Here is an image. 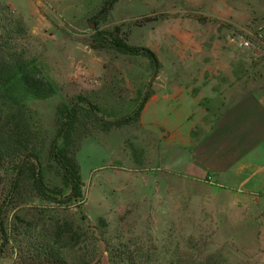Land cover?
I'll return each instance as SVG.
<instances>
[{"label": "rangeland", "instance_id": "obj_1", "mask_svg": "<svg viewBox=\"0 0 264 264\" xmlns=\"http://www.w3.org/2000/svg\"><path fill=\"white\" fill-rule=\"evenodd\" d=\"M102 3L0 0V41L24 52L35 74L54 88L49 98L27 97L22 102L36 131L35 144L49 188L63 187L60 170L49 156L63 102L83 95L98 107L100 116L113 121L132 115L147 97L138 121L109 131L93 128L78 140L81 205L42 201L30 186L9 196L12 173H0V203L3 210H10L8 224L23 226L15 215L44 222L51 212L89 226L99 240L96 250L85 245L86 238L80 251L95 255L97 264H111L104 241L126 245L146 264H264V223L253 216L255 209L239 217L218 201L213 187L179 173L183 152L220 112L182 113L176 104L160 101L146 108L155 92L177 89L179 79L188 78L186 83L194 87L198 75H209V64H203L209 63L211 50L182 46L181 32L187 30L192 42L195 26L210 32L220 23L221 28L234 31L240 42L249 44L247 49L239 48L247 59L233 64L235 73L247 81L264 79V0L118 1L109 17L99 21L98 29L118 27L128 43L151 49L159 68L143 57L91 49L90 18ZM232 12L243 15V23L229 19ZM228 84L226 80L224 85ZM101 218L107 222L102 233L97 229ZM12 246L15 243L0 256V264H27Z\"/></svg>", "mask_w": 264, "mask_h": 264}, {"label": "trees", "instance_id": "obj_2", "mask_svg": "<svg viewBox=\"0 0 264 264\" xmlns=\"http://www.w3.org/2000/svg\"><path fill=\"white\" fill-rule=\"evenodd\" d=\"M118 1L122 0H103L99 11L90 18L94 33L89 46L93 50L143 57L159 68L155 53L149 48L128 43L120 36L118 27L112 31L98 29L99 21L109 17ZM53 94L50 82L35 74L24 52L13 51L7 43L0 41V173L6 170L12 173L9 196L23 186H30L42 201L57 205L75 201L81 205L83 181L76 158L78 140L93 128L109 131L138 121L147 97L132 115L113 121L100 116L98 107L83 95L63 102L58 107L56 134L49 149L50 158L60 170L63 187L49 188L35 144L36 131L22 102L27 97L46 99ZM65 189L68 193H64ZM7 209L3 210V203H0V256L7 252L11 243H15L12 248L27 264L99 263L95 255L81 254L80 251L86 238L85 245L96 250L99 240L89 231V226L76 225L66 216L50 212L44 222L39 218L26 221L15 215L23 226L11 228L8 224L10 210ZM82 219L87 218L82 216ZM106 227L107 222L99 219L97 229L101 230L100 233ZM104 243L111 264H146L145 260L131 254L126 245Z\"/></svg>", "mask_w": 264, "mask_h": 264}, {"label": "crops", "instance_id": "obj_3", "mask_svg": "<svg viewBox=\"0 0 264 264\" xmlns=\"http://www.w3.org/2000/svg\"><path fill=\"white\" fill-rule=\"evenodd\" d=\"M218 18L223 21V17ZM228 18L243 23V15L238 12ZM221 27L217 23L215 30L208 32L195 26L192 42L187 30L181 32L184 48L211 50L209 63L203 64H209V75H198L194 87L186 83L188 78L179 79L177 89L163 90L161 95L155 92L146 108L160 101L176 104L182 113L220 112L183 152L179 173L183 178L213 187L218 201L237 216L245 217L247 210L255 209L253 216L264 223V79L247 81L235 73L233 64L246 61V53L239 49L240 41L234 31ZM226 80L230 84L224 85ZM196 88L198 94L193 96ZM177 96L179 101L175 100Z\"/></svg>", "mask_w": 264, "mask_h": 264}, {"label": "built area", "instance_id": "obj_4", "mask_svg": "<svg viewBox=\"0 0 264 264\" xmlns=\"http://www.w3.org/2000/svg\"><path fill=\"white\" fill-rule=\"evenodd\" d=\"M248 45H249L248 42L245 40L240 42V46H242V47H247Z\"/></svg>", "mask_w": 264, "mask_h": 264}]
</instances>
